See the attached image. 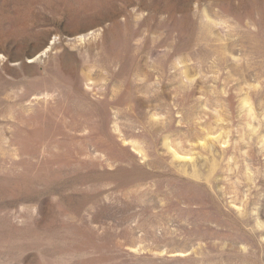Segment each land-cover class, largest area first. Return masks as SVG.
Instances as JSON below:
<instances>
[{
    "label": "rangeland",
    "instance_id": "obj_1",
    "mask_svg": "<svg viewBox=\"0 0 264 264\" xmlns=\"http://www.w3.org/2000/svg\"><path fill=\"white\" fill-rule=\"evenodd\" d=\"M0 264H264V0H0Z\"/></svg>",
    "mask_w": 264,
    "mask_h": 264
}]
</instances>
